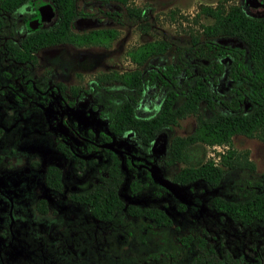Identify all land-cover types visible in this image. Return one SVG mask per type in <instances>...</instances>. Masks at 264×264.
I'll return each instance as SVG.
<instances>
[{
    "label": "flooded vegetation",
    "instance_id": "obj_1",
    "mask_svg": "<svg viewBox=\"0 0 264 264\" xmlns=\"http://www.w3.org/2000/svg\"><path fill=\"white\" fill-rule=\"evenodd\" d=\"M91 1H96L98 11L108 17L104 23L117 19V9L99 8L116 1L77 0L76 13L67 20L68 31H59L64 16L60 15L56 0H0V139L7 142V134L10 135L8 150L14 152L24 128L32 124L39 132L50 135V155L30 158L25 169L30 172L29 178L34 177L36 183L38 179L41 190L45 191L34 198L33 209L40 217L50 216L48 223L44 220L43 228L58 226L65 233L74 231L83 236L69 243L73 252L62 244L65 240L61 248L57 244L54 249L55 238L48 239L46 245L27 238L28 246L38 248L37 263L129 264L122 261L117 250L128 244L127 237L136 231L134 245L140 249L146 243L144 235L164 227L181 232L177 240L155 242V249L132 255L131 264H264V222L236 224L213 206L214 195L231 197L235 191L224 194L218 189L220 185L209 186L202 180L181 185L171 175L170 181L189 190L188 194L180 192L181 196H177L155 179V175L165 177L163 164L174 163L166 161L171 137L167 141L164 138L173 125L157 131L149 143L132 130L120 132L109 128L105 104L109 99L122 97L123 83L112 79L98 81L95 76L102 73L107 78L113 71L122 74L132 69H146L150 75L157 68L168 67L165 62L172 60L165 55L154 62L153 56L132 69L98 71L86 77L85 67L80 69L81 64L75 63L77 53L73 49L64 52V46L105 44L117 35L116 29L103 25L94 28L115 31L104 42L77 45L65 40L76 32L93 29L77 30L78 26L103 22L102 15L90 18L93 14L84 5ZM37 40L47 42L40 44ZM81 54L84 56L85 52ZM209 82L222 94L229 92L232 85L226 69L218 75L216 83ZM134 92L133 88L131 93ZM162 92L157 84H147L143 91H137L135 114L145 116L154 112ZM82 106L85 113L100 120L102 127L84 125L78 114ZM3 155L6 154L0 152V161ZM217 157L215 153L212 159L217 161ZM115 160L121 175L116 189L121 206L110 216L104 211L94 214L92 201L103 208L108 205L106 189L111 178L107 172ZM123 185H126L125 193ZM154 186L159 190H151ZM0 194L12 201L8 205L10 214L13 199L1 187ZM182 216L186 222L177 223ZM96 223L114 228L110 232L115 239L92 241L90 232ZM230 228L235 232L228 234ZM9 232L13 236L11 228ZM110 248L116 252L114 257L108 256ZM3 260L0 253V264Z\"/></svg>",
    "mask_w": 264,
    "mask_h": 264
},
{
    "label": "trees",
    "instance_id": "obj_2",
    "mask_svg": "<svg viewBox=\"0 0 264 264\" xmlns=\"http://www.w3.org/2000/svg\"><path fill=\"white\" fill-rule=\"evenodd\" d=\"M76 1L56 0L60 15L64 16L59 31H68L67 20L76 13ZM113 1L125 5L130 15L144 16L145 8L127 6L129 0ZM259 1V5L251 6L242 0L243 3L224 9L218 5H201L199 12L210 21L201 26L199 34L191 36L185 52L176 55L177 60L165 62L168 67L157 68L154 74L148 75L146 69H132L122 74L113 71L107 78L102 73L95 76L98 81L112 79L123 83L122 97L119 91V99H109L105 104L109 128L120 132L132 130L145 143H149L160 129L175 125L179 118L187 114L195 116L193 129L185 135H173L168 144L166 161L183 163L172 174L173 180L181 185L202 180L209 186H217L232 170L254 169L247 149L234 148L231 137L243 134L264 141V0ZM114 33L111 28H93L76 32L65 40L77 45L100 43ZM219 37L236 38L241 45L218 42L215 38ZM169 44L163 38L151 39L131 48L128 54L135 64L142 65L150 57L166 54ZM225 69L232 85L229 92L222 94L209 80L216 83ZM147 84H157L163 92L154 112L137 116L134 109L137 91H143ZM133 88L136 92L131 93ZM214 143L227 145L222 152L215 151L217 161L212 158L189 160L191 147ZM107 174L111 178L105 188L108 205L105 209L92 201L91 210L97 215L104 211L110 216L121 206L116 193L121 177L116 160ZM235 189L231 197L214 195L213 206L236 224L264 222V170L258 173L253 185L246 188L236 183Z\"/></svg>",
    "mask_w": 264,
    "mask_h": 264
},
{
    "label": "rangeland",
    "instance_id": "obj_3",
    "mask_svg": "<svg viewBox=\"0 0 264 264\" xmlns=\"http://www.w3.org/2000/svg\"><path fill=\"white\" fill-rule=\"evenodd\" d=\"M91 2L90 4L84 5L85 9L91 11L93 14L90 18L93 16H101L102 13L98 11L96 1ZM110 2L99 8L109 7L111 9H117L119 15L116 20L104 23L108 17L102 15L100 18H102L103 22L78 26L80 28H77V30L106 25L116 29L117 35L114 38L105 44L75 46L74 48L69 45L64 46V52L67 49H73L77 53L75 63L81 64L80 69L85 67L84 69L87 70L85 72L86 77L92 76V74L98 71L132 69L136 64L130 59L128 51L150 39L163 38L170 43L166 54L155 56L152 58V61L158 62L160 59L165 58V55L168 60L175 59L177 54L181 55L184 53L185 47L190 43L191 36L199 34L201 26L210 21L209 17L199 12L201 5H218L224 9L231 4L243 3L242 0H129L127 6L140 9L145 8L144 16L140 18L136 15L128 14L125 5ZM81 6L83 5L81 4ZM215 40L231 45H241L239 40L231 37H219L215 38ZM81 51L85 52L84 56H82ZM78 114L80 120L84 122V125L92 126L94 129L102 127L99 119L94 117L93 114L88 115L84 112V106L79 108ZM194 124L195 116L193 114H187L179 118L176 124L164 134L165 140L167 141L173 135H185L189 133L193 129ZM9 138L10 135L7 134V142ZM50 139L49 134L39 132L36 128H33V124L29 128H24L21 139L14 146V152L9 151L7 142L0 139V152L6 154L3 155V159L0 161V187L13 199L12 209L9 214L10 208L8 205H11L12 201L7 200L5 195L0 194V253L4 259L3 264H38L36 258L38 248L28 246L26 240L29 237L32 238L30 240L38 241L42 245H46L48 239L55 238L54 249L57 244L60 246L64 240L63 245L71 246L72 244L69 243L74 238H83L81 233L79 235L78 232L76 233L74 231L65 233L58 226L54 229L43 228L44 220L48 223L50 216L44 215L40 217V215H36L33 209L34 198L39 193L45 191L41 190L38 179L36 183L34 177L29 178L31 176L30 172H27L25 169L26 165L29 164L30 158L41 159V155L42 157L43 155L47 157L50 155V147L52 144V140ZM231 144L236 149H247L248 158L253 161L254 169L252 171L236 169L228 172L225 182L218 188L224 194H229L232 190H236V183L240 186L248 187L253 185L258 173L264 170V141L256 137L234 134L231 137ZM209 145L204 144L196 145L194 146L195 148L191 147L189 150V160L195 162L198 159L212 158L211 153L214 155L215 149L212 150ZM161 160L162 157H160V162ZM182 165L183 163L181 162H174L171 165L163 164L165 174V177H163L168 179ZM35 170L37 173L40 172L39 169ZM195 185L200 186V183ZM154 187L151 190H159L157 186ZM181 188V193H189L187 186H182ZM125 190L126 185H123L122 191L124 193ZM204 193L209 194L208 192ZM144 194L145 192L142 193L143 196L146 195ZM179 222L182 224L185 223L186 217L182 216L178 218L177 223ZM9 228H11L13 236H11ZM113 230L114 228L110 226L104 227L97 223L93 224L90 232L92 236L91 240L97 243L104 240L105 237L107 241L115 239L114 234L110 232ZM228 230V234L229 232L231 234L235 232L232 228ZM136 233L135 231L127 237L128 244L125 247L117 249L119 251L118 256L123 259L122 261L128 262L129 264H131L130 258L132 255H138L139 253L143 255L147 250L155 249V242L177 240L176 236L180 235L181 232L174 231L172 228H156L152 234L144 235L146 243L141 244L140 249L134 245V242L137 243ZM51 235L53 237H50ZM15 236L18 241L14 238ZM148 243L151 245L150 248L149 246L146 247ZM106 245L109 246L108 243ZM69 246L67 249L71 248L73 252L74 249ZM64 248L66 250L65 246ZM99 248H102V245ZM115 255L116 252L110 248L108 256L114 257Z\"/></svg>",
    "mask_w": 264,
    "mask_h": 264
},
{
    "label": "water",
    "instance_id": "obj_4",
    "mask_svg": "<svg viewBox=\"0 0 264 264\" xmlns=\"http://www.w3.org/2000/svg\"><path fill=\"white\" fill-rule=\"evenodd\" d=\"M247 3L251 6H257L260 4L259 0H246ZM230 38V37H228ZM159 137L156 138V140H158ZM155 179L162 184L163 186H165L168 190H170L171 192H173L174 194H176L177 196H181L180 192H182V188L181 186L177 185L175 182H172L162 176H157L155 175Z\"/></svg>",
    "mask_w": 264,
    "mask_h": 264
},
{
    "label": "built area",
    "instance_id": "obj_5",
    "mask_svg": "<svg viewBox=\"0 0 264 264\" xmlns=\"http://www.w3.org/2000/svg\"><path fill=\"white\" fill-rule=\"evenodd\" d=\"M210 148L215 149V151H223L225 148H227L226 144H210L209 145ZM211 156H213V154L211 153ZM218 156V155H217ZM216 159V157H215Z\"/></svg>",
    "mask_w": 264,
    "mask_h": 264
}]
</instances>
